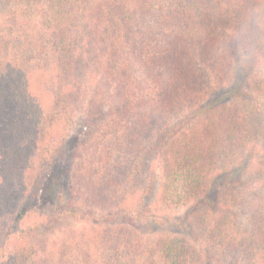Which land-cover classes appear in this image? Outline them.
Listing matches in <instances>:
<instances>
[{"label": "trees", "instance_id": "obj_1", "mask_svg": "<svg viewBox=\"0 0 264 264\" xmlns=\"http://www.w3.org/2000/svg\"><path fill=\"white\" fill-rule=\"evenodd\" d=\"M60 13L64 22L39 41L49 46L60 82L47 122L52 126L63 106L79 103L85 90L63 75L84 61L93 84L76 146L94 144L102 127L97 142L105 170L87 181L81 198L105 212L80 214L74 208L80 195L63 205L55 197L52 216L29 209L20 219L32 213L33 221L16 227L0 264L28 256L34 264H264V0H81ZM22 46L5 52L13 50L25 78L34 51ZM77 49L85 58L75 63ZM240 51L252 57L243 61ZM10 77L1 69L0 107L15 104ZM104 89L111 111L100 102ZM33 94L21 97V124L31 121L22 139L45 135L37 127L39 112L28 113ZM68 144L63 139L61 149ZM141 159L148 165L144 176ZM74 177L78 192L87 177L78 171ZM51 181L47 193L58 187V175ZM152 196L184 212L151 215ZM121 205L127 208L118 211ZM66 217L90 223L93 231L57 248L45 233Z\"/></svg>", "mask_w": 264, "mask_h": 264}, {"label": "rangeland", "instance_id": "obj_2", "mask_svg": "<svg viewBox=\"0 0 264 264\" xmlns=\"http://www.w3.org/2000/svg\"><path fill=\"white\" fill-rule=\"evenodd\" d=\"M79 1L81 0H0V71L4 69L6 73L8 72L12 76L10 77L8 90L12 91V98L15 102V104L0 107V263L2 254L9 251V247L12 245L16 227L22 228L33 221L32 213H29V216L25 217L24 220L20 219V214L26 213L29 209L34 208V213L39 211L47 216H52V203H54L55 197H60L58 205H63L72 196L80 195L79 200L74 204V208L80 214L86 213L97 217L105 212L83 202L81 198L83 195L87 196V194H81L87 181L90 178L97 177L99 173L105 170L103 146L97 142L102 138V132L105 131L102 127L95 130L91 141L94 144L86 143L83 146H76L81 137L80 133L85 131L86 108L90 99V96L86 95V90L93 84V73H90L89 69H87L89 73L86 72L83 65L84 61L83 63L81 61L80 67L63 75L73 76L76 83L80 85L81 90H85L81 91L79 103L67 102V106H63L67 114L64 116L65 112L63 111L60 116L55 114L56 118H54V123L50 127L47 122L49 121L48 114L55 111L53 110V107H55L53 94L56 91L55 87L60 86V82H57L54 78L56 74L51 65L53 57L50 56L51 52L48 51L49 46L46 42L45 45L40 42L47 40L48 28L63 21V16L59 12L65 11L72 4L78 5ZM91 1L89 0V2ZM16 44L23 45L24 49L30 46L34 51L33 60L29 65L30 69L25 74V78L20 76L22 71L12 62L11 51L13 52V50L9 49V53L8 51L5 52V47L12 46L14 48ZM232 45H234L233 42ZM41 48H45L47 52L41 53V57H39L38 52ZM78 49L73 54L75 63L79 62L81 58H85L78 53ZM239 54L243 61H247L252 57L249 52L242 53L240 51ZM88 62L94 66L92 61ZM78 65L80 64L78 63ZM255 72L257 74L261 73V67L257 66ZM31 92L34 94L30 95V99H28L30 101L26 102V105L30 106L28 113L39 112V119L41 120L38 122L37 127L38 129L43 127L45 135L34 137L30 134L27 136L28 138L24 137L22 139L21 134L27 135L26 131L31 127V121L24 125L21 124V115H24V110L21 114L20 102H22V96H27ZM104 92L99 96L100 102L103 104L105 111H111L113 108L111 93L106 89H104ZM62 104L66 103L62 102ZM45 113L47 117L44 116ZM109 118L101 121L102 125L106 124ZM5 123L8 128L4 126ZM65 138L68 139L69 144L62 150V141ZM27 146L29 151H25ZM76 153H80L81 156H76ZM62 154H65L64 159H62ZM72 155L74 156L72 157ZM49 163H52L51 168L48 166ZM139 165L141 168L140 176H144L148 166L147 162L145 159H141ZM154 167L158 172L157 164ZM77 171L87 179L85 178V182L79 191L75 192L73 183L75 184L74 175ZM56 175L59 177L58 187L50 193L45 192L46 187L50 186L52 178ZM147 205H149L148 211H150V214L155 216L170 217L175 215L180 217L184 212L183 210L166 209L165 206L156 204L153 196L148 199ZM126 208V205H121L117 210L123 211ZM130 214L134 219L136 213L130 212ZM91 230L90 223L79 222L71 217H66L45 234L47 241L58 243L56 246L59 248L62 247L63 241L68 244L72 242L76 245L77 234L80 231H85V234L90 235ZM49 243V249L52 248V251H54L55 245L52 246ZM19 264L34 263L28 256Z\"/></svg>", "mask_w": 264, "mask_h": 264}]
</instances>
